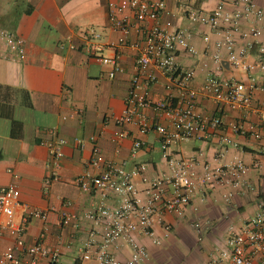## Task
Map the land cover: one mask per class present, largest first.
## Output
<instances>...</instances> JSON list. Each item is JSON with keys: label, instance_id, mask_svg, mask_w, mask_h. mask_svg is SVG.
<instances>
[{"label": "crops", "instance_id": "0c3cea01", "mask_svg": "<svg viewBox=\"0 0 264 264\" xmlns=\"http://www.w3.org/2000/svg\"><path fill=\"white\" fill-rule=\"evenodd\" d=\"M154 1L165 3L162 24L170 22L173 29L195 33L191 43L197 55L179 51L177 60L183 68L195 71L191 87L197 91L196 113L207 119L219 116L223 122L219 129H209L205 138L178 142L166 153L157 131L143 134L135 124L118 125L115 121L126 108L133 77L139 75L138 52L129 44L141 43L142 33L133 29L125 36L116 31L109 21L107 0H0V28L19 34L25 41L24 59L8 53L0 43V188L14 184L19 190L22 206L15 210L16 224H22L28 216L23 205L48 212L44 220L29 218L21 237L0 230V253L14 248L23 264H29L25 251L41 240L49 249L60 252V264H98L80 257L79 247L91 226L85 214L92 207L94 195L82 191L76 183L79 175L98 173L90 165L95 147L106 161L126 170L145 165L146 171L135 178L142 190L154 178L169 176L171 160L180 157L194 160L199 177L206 164L229 165L240 160L250 167L245 181L254 190L228 185L202 187L183 216L165 214L156 218L153 236L139 232L138 242L150 253L144 264H230L228 260H215L217 251L225 247L229 227L264 210V91H253L248 111L217 102L205 86L209 73L215 71L213 55L223 37L188 18V5L210 11L219 0ZM255 1L264 10V0ZM128 14L134 24L133 15ZM253 24L254 20L249 21L245 27ZM261 26L264 30V22ZM91 29L100 33L102 41L118 46L123 72L113 79L107 75L109 67L70 47L81 45ZM204 34L209 35L208 41L203 39ZM115 53L114 49L104 52L107 56ZM221 53L223 67L218 76L249 84V74L232 67L225 49ZM150 76L154 81L148 86V97L155 103L170 93L169 78L161 70L148 68L140 79ZM259 84L263 86L264 80L259 79ZM171 93L178 99L179 91L173 89ZM142 114L149 125L170 128L168 118L154 108L143 109ZM234 123L243 125L247 134L233 132L230 125ZM52 130L67 143L63 146L58 179L47 184L52 166L44 142L55 138ZM254 132L260 133L261 138H256ZM224 136L236 145L224 146ZM79 139L84 142L83 150L78 146ZM136 140L141 141L142 147L133 155ZM255 164L260 167L255 168ZM226 193L232 194L230 201L224 199ZM63 214L72 217L69 225L62 224ZM154 239H159L160 244H155ZM121 243L116 254L125 261L131 249ZM38 264H48V260L40 259Z\"/></svg>", "mask_w": 264, "mask_h": 264}, {"label": "built area", "instance_id": "2783aa9c", "mask_svg": "<svg viewBox=\"0 0 264 264\" xmlns=\"http://www.w3.org/2000/svg\"><path fill=\"white\" fill-rule=\"evenodd\" d=\"M109 21L116 31L128 36L133 29L142 33L141 43H130L131 48L138 52L137 65L139 75L133 77L131 89L126 99V108L122 115L115 118L118 125L135 124L141 133L151 130L161 135L162 149L166 151L172 145L189 140L203 139L209 129H219L223 122L219 116L211 119L203 118L195 111L197 91L191 87L195 71L183 68L178 60L179 51H185L190 56L197 55V49L192 45L195 33L187 29H173L170 22H160L165 9L164 1L154 0H107ZM188 18L199 27H208L214 34L223 37L218 44V51L213 55L215 71L210 72L205 88L212 92L215 100L231 109L248 111L253 103V91H264V10L255 0H219L210 11L197 9L193 5L187 6ZM134 17V24L130 22L129 14ZM255 21L246 28L245 23ZM203 39L209 40L204 34ZM24 39L17 33L0 28V43L4 44L8 53L16 58H25ZM72 49H79L103 65L109 67L107 75L113 79L123 72L120 63L118 46L101 40L96 30H88L81 45L71 44ZM117 47V48H116ZM114 49L113 56L104 52ZM221 49L227 52V60L236 70L249 74V84L236 80H223L218 71L223 66ZM253 58V61H251ZM148 68L161 70L168 78L170 91L167 96L153 102L148 97V86L154 77L141 81L142 73ZM252 72V73H251ZM179 91L175 99L171 91ZM264 106V102H263ZM154 108L160 115L170 121V128L162 125H149L142 110ZM261 128L264 131V113H262ZM233 132L246 135L247 129L240 123L230 125ZM55 138L44 142L48 148L52 172L46 183L58 179V170L64 157L63 146L66 140L56 135V130L50 131ZM256 138L260 133L254 132ZM224 146L236 144L228 137L221 139ZM81 150L84 142L77 140ZM142 147L139 140L134 142L133 155ZM166 156V154H165ZM220 156H223V151ZM90 165L98 170L92 175L85 173L76 178V183L84 192L94 196L91 209L85 214V219L91 223L86 238L82 241L80 257L83 261H95L98 264H144L150 258L148 249L137 240V234L153 236V222L161 219L165 214L184 215L185 209L191 204L200 188H214L228 185L236 188L254 187L245 181V175L250 167L243 161H235L229 165H209L203 167V174L199 177L192 159L180 157L171 160L172 172L169 176H160L149 182L144 190L140 189L135 178L146 171L142 165L133 170H126L122 165H115L105 160L99 149L95 147ZM259 168V164L254 165ZM19 190L16 185L9 184L0 188V225L1 231H9L21 237L24 234L29 218L46 219L47 211L28 209V216L22 224L15 222V210L22 206L19 200ZM232 194L226 193L224 199L230 201ZM72 217L62 216V224L69 225ZM199 228V224L195 225ZM170 231V226H166ZM125 242L131 249L130 257L122 261L117 257L116 250ZM160 244L159 239H154ZM29 264H38L40 259H47L48 264H60V252L49 249L39 240L25 251ZM216 261H230V264H264V210L258 211L252 217L231 225L225 238V247L217 251ZM0 264H23L14 248H8L0 253Z\"/></svg>", "mask_w": 264, "mask_h": 264}]
</instances>
